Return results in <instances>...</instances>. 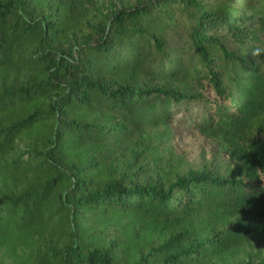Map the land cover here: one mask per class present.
Listing matches in <instances>:
<instances>
[{
  "label": "trees",
  "instance_id": "16d2710c",
  "mask_svg": "<svg viewBox=\"0 0 264 264\" xmlns=\"http://www.w3.org/2000/svg\"><path fill=\"white\" fill-rule=\"evenodd\" d=\"M263 178L264 0H0V264H264Z\"/></svg>",
  "mask_w": 264,
  "mask_h": 264
},
{
  "label": "rangeland",
  "instance_id": "374dc122",
  "mask_svg": "<svg viewBox=\"0 0 264 264\" xmlns=\"http://www.w3.org/2000/svg\"><path fill=\"white\" fill-rule=\"evenodd\" d=\"M104 4L111 8H129L135 6L139 0H102ZM207 100H214L209 92L202 94ZM192 108V117L187 118L185 112H177L172 122V135L170 145L174 153L182 157L181 171L203 172L211 170L213 172H224L229 164L228 158L220 148L212 141L204 139L198 134L194 127L198 115L199 105ZM194 118V119H193Z\"/></svg>",
  "mask_w": 264,
  "mask_h": 264
},
{
  "label": "built area",
  "instance_id": "2783aa9c",
  "mask_svg": "<svg viewBox=\"0 0 264 264\" xmlns=\"http://www.w3.org/2000/svg\"><path fill=\"white\" fill-rule=\"evenodd\" d=\"M263 182H264V178H263Z\"/></svg>",
  "mask_w": 264,
  "mask_h": 264
}]
</instances>
